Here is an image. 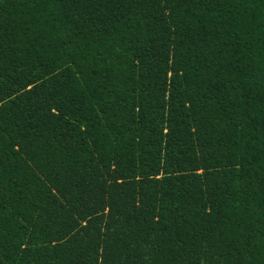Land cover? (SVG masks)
<instances>
[{"label": "trees", "instance_id": "16d2710c", "mask_svg": "<svg viewBox=\"0 0 264 264\" xmlns=\"http://www.w3.org/2000/svg\"><path fill=\"white\" fill-rule=\"evenodd\" d=\"M0 264H264V0H0Z\"/></svg>", "mask_w": 264, "mask_h": 264}]
</instances>
